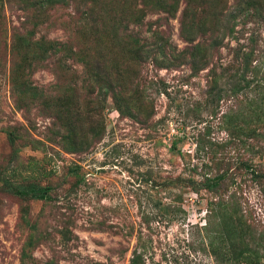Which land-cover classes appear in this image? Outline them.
<instances>
[{"label":"rangeland","instance_id":"1","mask_svg":"<svg viewBox=\"0 0 264 264\" xmlns=\"http://www.w3.org/2000/svg\"><path fill=\"white\" fill-rule=\"evenodd\" d=\"M38 1L0 0V264H130L134 253L144 264H226L218 253L264 264V156L228 134L235 121L221 124L233 98L205 94L211 64L219 74L252 23L230 20L204 63L180 33L187 0H135L145 29L117 28L102 0ZM233 2L197 7L214 15ZM156 32L169 47L153 45ZM221 161L232 168L221 190L197 187ZM38 187L50 200L19 193Z\"/></svg>","mask_w":264,"mask_h":264},{"label":"trees","instance_id":"2","mask_svg":"<svg viewBox=\"0 0 264 264\" xmlns=\"http://www.w3.org/2000/svg\"><path fill=\"white\" fill-rule=\"evenodd\" d=\"M116 1L102 0L100 2V12L105 14L111 13L110 19L113 21V25H117V28L127 26L131 23L141 29H145L146 26L150 25L148 22L144 23L142 18L138 16L142 12V9H134L136 7L134 5L135 0H121L122 6L124 7L121 14L115 13ZM147 1L153 2V0ZM49 2L50 0H39L37 3L39 7L44 8ZM206 3L207 0H187L180 15V33L185 37V41L189 46H191L190 48L192 49H186L191 51L189 54L194 58L195 62L202 61L204 63H211V56L217 53L221 47H224L223 40L228 35L227 31L229 29L227 24L230 20L235 21L236 17L242 13L240 21L243 25H247L248 23H252L253 25V28L249 29L251 33L246 39L248 45L239 44L236 48L227 47L230 52L232 51L231 59L225 66H222L219 74L216 70L217 62L211 64L205 94L209 98V101L214 100L218 102L225 96H231L233 98L236 102V110L233 111V115H230V113L225 114L221 124L227 126L228 124H232L231 120L235 121L234 127L228 130L230 131L228 134L232 133V137L236 133L237 139L239 136L244 135L247 139L255 140V145L252 144L250 148L252 155L264 156V69L261 70L258 67V65L261 67V64L257 61L259 56L264 59V50H261V47H259V41H263L264 43V38L262 40V34L260 33L261 27H264V0H235L231 7L225 9L224 13L220 12L214 15L206 11L203 7H197L199 4L202 6L204 4L206 5ZM245 7L246 10L244 9ZM250 8L252 12L246 14ZM127 9H130L129 13H126ZM168 11L169 8L166 9L167 14ZM230 11L236 12L237 14L228 15ZM85 15L86 18L92 20L91 14L86 12ZM122 21L124 23L126 22V25L122 24ZM155 36L161 40V42L157 41L153 43V45H159L158 49L170 46L167 43L168 41L163 40L159 33L156 32ZM197 37H200V40L192 45ZM66 44L67 41L64 40L56 42L59 51L64 50ZM25 45L27 46V44ZM220 78L227 79L229 83L228 89L223 90L220 86H217L216 81ZM252 86V91L257 90L253 97L248 95L249 89ZM230 110L232 111V109ZM234 118L239 120V122L234 120ZM256 127H258V130ZM171 148L174 149V144ZM238 164L246 170H249L253 176H257L258 173L247 162L241 161ZM216 167V174L204 178L202 183L197 184V187H201L211 193H218L221 190L223 183L229 179L232 168L230 164H223L222 161L216 164ZM50 192L51 187H38L24 189L19 193L24 197H30L34 200L47 201L50 200ZM226 206L227 203L223 199H220L218 202L211 203L209 208L213 212L217 209L225 210ZM228 221H231V217H229ZM211 249L216 250L217 248L213 247L211 243ZM218 254L221 255V260L226 264H234L237 260H241L240 256L236 257L223 253ZM244 261L246 264H255L254 260H249L248 258L244 259ZM130 264H144V261L139 254L134 253Z\"/></svg>","mask_w":264,"mask_h":264}]
</instances>
